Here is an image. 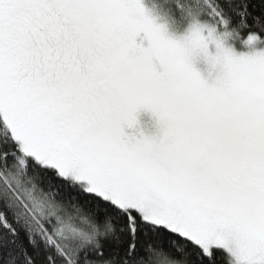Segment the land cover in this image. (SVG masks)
Masks as SVG:
<instances>
[{"label": "snow or ice", "instance_id": "snow-or-ice-1", "mask_svg": "<svg viewBox=\"0 0 264 264\" xmlns=\"http://www.w3.org/2000/svg\"><path fill=\"white\" fill-rule=\"evenodd\" d=\"M0 264H264V0H0Z\"/></svg>", "mask_w": 264, "mask_h": 264}, {"label": "rangeland", "instance_id": "rangeland-1", "mask_svg": "<svg viewBox=\"0 0 264 264\" xmlns=\"http://www.w3.org/2000/svg\"><path fill=\"white\" fill-rule=\"evenodd\" d=\"M142 126L144 127L146 132H151L153 131V125L154 123L152 122V119H150V115L146 114L140 117Z\"/></svg>", "mask_w": 264, "mask_h": 264}, {"label": "trees", "instance_id": "trees-1", "mask_svg": "<svg viewBox=\"0 0 264 264\" xmlns=\"http://www.w3.org/2000/svg\"><path fill=\"white\" fill-rule=\"evenodd\" d=\"M144 115H146V114H144ZM141 116H143V114ZM150 119H152V118L150 117ZM152 122L154 123L153 119H152Z\"/></svg>", "mask_w": 264, "mask_h": 264}]
</instances>
